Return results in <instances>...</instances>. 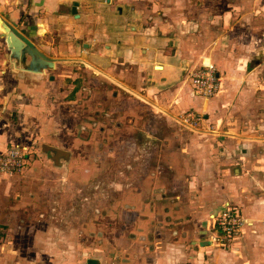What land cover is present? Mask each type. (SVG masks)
Listing matches in <instances>:
<instances>
[{"label":"crops","instance_id":"0c3cea01","mask_svg":"<svg viewBox=\"0 0 264 264\" xmlns=\"http://www.w3.org/2000/svg\"><path fill=\"white\" fill-rule=\"evenodd\" d=\"M179 1L0 0V154L39 141L69 153L52 156L63 168L71 153L57 136L71 120L104 114L123 133L118 116L135 111L133 129L161 149L172 137L176 159L158 162L152 223L134 213L120 234L38 214L9 185L18 174L0 171V264H264V0H204L193 16ZM205 59L222 77L213 97L189 75ZM189 110L205 115L198 127L180 120ZM228 203L247 223L224 246L212 214Z\"/></svg>","mask_w":264,"mask_h":264},{"label":"rangeland","instance_id":"374dc122","mask_svg":"<svg viewBox=\"0 0 264 264\" xmlns=\"http://www.w3.org/2000/svg\"><path fill=\"white\" fill-rule=\"evenodd\" d=\"M204 2V0H182L176 3L175 8L182 7L181 9L188 12V15L193 16L197 15L198 10L203 6L209 4ZM162 3L169 17V14L175 10V4L168 1ZM81 103L82 99H79L78 104ZM75 106L76 104L68 110ZM82 115L88 120L79 122L71 120L73 126L64 128L57 136H60L58 138L60 142L65 143L64 149L71 153L68 166L56 167L52 158L53 153L47 151L48 147L58 149L59 146L49 144L42 146L36 141L31 143L32 152L27 157L25 168L18 174L17 179L9 181V185L19 191L22 198L24 193L31 196L30 202L35 206L38 214L46 211L55 219L59 218L57 221L64 219L70 222L71 228L77 227L75 218L79 224H85L96 218L102 222L97 227L92 222L93 233H96L94 230L100 233L108 229L107 224L113 222L116 233L120 234L117 225L127 220L129 216L133 217L134 213L135 215L141 213L144 223L148 220L152 223L150 217L154 218L153 209L155 208L156 212L160 210L155 194L162 186V180H165L161 176L156 178L155 173H159V168L163 167L158 165L159 161L167 162L171 158L176 160L172 149L174 139L164 137L169 145H165L162 149L149 143L140 130L133 129V125L128 123V116H135V111L118 116V123L123 124L126 129L122 130L123 133L117 126L112 128L110 121L108 125L104 124V114L103 118L90 111L80 114ZM147 132L161 135L152 129H148ZM164 135L166 133L163 132ZM17 141L27 142L21 139ZM11 146L12 144L9 148ZM130 171L140 173L135 178H128ZM4 184L8 183L1 181L0 187L3 188ZM65 188L71 193L64 194ZM145 191L153 195H148ZM85 204L89 205L90 209L85 208L81 211V207ZM129 206L136 210L130 209L131 212H128ZM144 225H148V222ZM83 227L86 229V225Z\"/></svg>","mask_w":264,"mask_h":264},{"label":"built area","instance_id":"2783aa9c","mask_svg":"<svg viewBox=\"0 0 264 264\" xmlns=\"http://www.w3.org/2000/svg\"><path fill=\"white\" fill-rule=\"evenodd\" d=\"M191 84L196 94L204 97H213L219 93L222 85V77L217 65L212 62L200 60L191 69H189ZM180 120L190 127H198L205 120V115L198 111L189 110L180 115ZM33 144L16 142L12 144L5 152L0 154V171L9 175H17L22 172L26 166L27 157L31 154ZM216 221L217 233L213 237L219 245H227L235 235L242 230L247 223L242 212L232 204L228 203L226 207L212 214Z\"/></svg>","mask_w":264,"mask_h":264},{"label":"water","instance_id":"95a60500","mask_svg":"<svg viewBox=\"0 0 264 264\" xmlns=\"http://www.w3.org/2000/svg\"><path fill=\"white\" fill-rule=\"evenodd\" d=\"M77 9L76 7H74V12H76ZM47 151H51L53 153V155H55L54 157V161L57 162V159L62 157V158H68L69 153L65 150H60V149H56V148H52V147H48Z\"/></svg>","mask_w":264,"mask_h":264},{"label":"bare ground","instance_id":"6f19581e","mask_svg":"<svg viewBox=\"0 0 264 264\" xmlns=\"http://www.w3.org/2000/svg\"><path fill=\"white\" fill-rule=\"evenodd\" d=\"M8 28V26L6 25L5 26V29H7ZM10 38H12V35H10ZM84 59V58H83ZM61 60V59H60ZM85 62V61H84ZM98 69V68H97ZM196 132V131H195Z\"/></svg>","mask_w":264,"mask_h":264}]
</instances>
